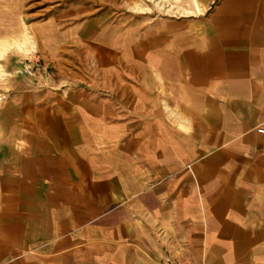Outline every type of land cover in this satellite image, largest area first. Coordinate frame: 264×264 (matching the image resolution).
Returning <instances> with one entry per match:
<instances>
[{"label": "crops", "instance_id": "obj_1", "mask_svg": "<svg viewBox=\"0 0 264 264\" xmlns=\"http://www.w3.org/2000/svg\"><path fill=\"white\" fill-rule=\"evenodd\" d=\"M120 1L29 27L67 82L4 92L0 264H264V0Z\"/></svg>", "mask_w": 264, "mask_h": 264}, {"label": "rangeland", "instance_id": "obj_2", "mask_svg": "<svg viewBox=\"0 0 264 264\" xmlns=\"http://www.w3.org/2000/svg\"><path fill=\"white\" fill-rule=\"evenodd\" d=\"M16 4H12L13 0H0V37H14L24 44V52H30V25L33 20L45 23L52 16L62 15L71 9H92L98 10L107 7L108 10L114 12V7L117 0H30L24 9V13L17 11L19 5L25 6V2L19 0ZM11 4V6H10ZM32 8L29 6L32 5ZM115 15L112 14V18ZM76 17H82L76 15ZM45 31V30H44ZM43 53L35 51L31 55H23L17 52L10 54L4 63L6 71L11 73V77L3 82H0V105L4 100V92L11 87L23 88L27 84H32L34 81L41 82L42 85L50 84H65L67 79H61L65 74H60L56 67V61H52L47 48L43 47ZM64 67H59L60 70L67 72L66 64L73 66V63L63 62ZM73 64V65H72ZM70 69H72L70 67ZM68 84V83H67ZM18 89V88H17Z\"/></svg>", "mask_w": 264, "mask_h": 264}, {"label": "clouds", "instance_id": "obj_3", "mask_svg": "<svg viewBox=\"0 0 264 264\" xmlns=\"http://www.w3.org/2000/svg\"><path fill=\"white\" fill-rule=\"evenodd\" d=\"M37 50V45L35 38H31V51L24 52V44H22L18 39L14 37H0V61H5L7 57L12 54L13 52H17L23 55H31ZM11 77V73L6 71L5 64H0V82H3L7 78ZM158 79L161 80L162 78L157 76ZM164 111L168 113L170 111L169 106L167 105L166 101L162 102Z\"/></svg>", "mask_w": 264, "mask_h": 264}, {"label": "built area", "instance_id": "obj_4", "mask_svg": "<svg viewBox=\"0 0 264 264\" xmlns=\"http://www.w3.org/2000/svg\"><path fill=\"white\" fill-rule=\"evenodd\" d=\"M258 132L260 134H264V125L258 129ZM164 264H185V263L180 262V261H178L176 259L175 260H173V259H166L164 261Z\"/></svg>", "mask_w": 264, "mask_h": 264}]
</instances>
